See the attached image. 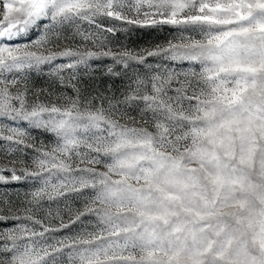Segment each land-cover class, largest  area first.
Instances as JSON below:
<instances>
[{"label":"snow or ice","instance_id":"snow-or-ice-1","mask_svg":"<svg viewBox=\"0 0 264 264\" xmlns=\"http://www.w3.org/2000/svg\"><path fill=\"white\" fill-rule=\"evenodd\" d=\"M106 20L179 35L114 50ZM104 57L120 99L71 83ZM45 66L75 95L31 86ZM0 141V184H39L0 199V264H264V0H0ZM67 192L83 208L59 227L95 224L58 239L41 202Z\"/></svg>","mask_w":264,"mask_h":264},{"label":"rangeland","instance_id":"rangeland-1","mask_svg":"<svg viewBox=\"0 0 264 264\" xmlns=\"http://www.w3.org/2000/svg\"><path fill=\"white\" fill-rule=\"evenodd\" d=\"M106 25L116 26L117 31L115 34L104 33L103 35L107 38V44L114 50L118 49L120 46H127L130 49L139 50L142 48H148L154 46L158 43H164L167 39H172L173 37H178L179 33L173 28V26H162V27H145L140 28L137 26L126 25L120 21L106 20ZM87 28L86 25H84ZM67 37L66 43L68 46H76L81 43L80 37H75L73 39L72 32H66L63 34ZM35 39V37H33ZM19 42H24L20 40ZM87 47L93 51L99 49L95 48L91 43L87 44ZM63 62V61H57ZM147 64H152L155 66L157 63H163L157 57H149ZM112 65V60L110 57H104L101 59H93L88 62V65H80L75 70L76 79L72 80V84H76L80 90L81 94L84 96H95L98 92L103 93L105 96L111 97L116 96L118 99L122 98L121 94L128 90V86L131 83L128 77L121 76L115 77L108 73L107 69ZM49 67L45 66L42 73L30 72L29 73V83L37 89H49L51 86V91L54 93L53 99L56 95H66L74 96L75 93L68 83L70 79V73L72 70H65L63 73L65 77V83L62 85L59 80L49 75ZM169 67L180 71L182 69L186 70L188 65H175L169 64ZM146 69H139V74L143 76ZM131 75V74H130ZM133 115L137 113L133 111ZM31 134L36 138V142L39 143L43 141L46 145H51L54 143V139L49 135L42 134L38 130H32ZM6 142L0 141V145H4ZM13 156H17L20 159L25 160L27 163H31L34 157L32 149H27L24 155L20 153H13ZM4 148L0 147V160H4ZM6 175L8 173H5ZM56 182L55 180L53 181ZM39 184L32 180L12 182L7 185L0 184V199L5 198L3 194H7V198L15 201L17 199V194L22 198L24 193L30 192L34 187H38ZM84 197L79 196L74 192H67L64 196H55L52 200L45 197L43 199L42 208L39 215L45 218V222L49 223L52 227L56 228L57 231L52 233L56 238H64L67 236L75 235L78 232L83 231L85 228L91 230V227L95 224V217L89 215L88 217H82L80 221H76L71 224L69 228H60V221L63 219L64 223L69 222L70 216L74 219V213L77 209L83 208ZM51 213V215H48ZM83 223H82V222ZM11 223L0 224V230L10 227Z\"/></svg>","mask_w":264,"mask_h":264}]
</instances>
